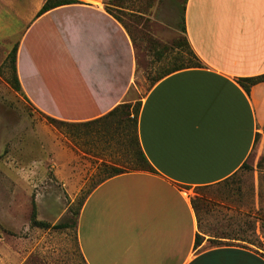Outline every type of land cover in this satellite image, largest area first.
<instances>
[{
  "label": "crops",
  "instance_id": "0c3cea01",
  "mask_svg": "<svg viewBox=\"0 0 264 264\" xmlns=\"http://www.w3.org/2000/svg\"><path fill=\"white\" fill-rule=\"evenodd\" d=\"M46 1L0 0V23L21 26L0 42L18 45L28 103L84 123L130 102L137 44L108 0L39 16ZM184 26L202 66L161 78L141 99L138 135L154 171L115 176L88 196L78 225L87 264H264V254L237 243L206 247L240 239L204 234L194 204L196 188L242 170L264 127V82L247 91L240 81L264 75V0H185Z\"/></svg>",
  "mask_w": 264,
  "mask_h": 264
},
{
  "label": "rangeland",
  "instance_id": "374dc122",
  "mask_svg": "<svg viewBox=\"0 0 264 264\" xmlns=\"http://www.w3.org/2000/svg\"><path fill=\"white\" fill-rule=\"evenodd\" d=\"M185 0L106 2L131 30L138 49L133 106L154 80L195 59L183 31ZM0 35H15L14 18ZM14 40L0 42V264H87L75 230L54 228L72 221L80 204L109 173L128 168L132 158L128 131L119 134L81 126L54 125L12 85L6 61ZM248 161L235 177L196 188L204 234L236 236L241 246L264 254V127ZM37 220L49 228L32 225ZM216 244L208 243L206 247Z\"/></svg>",
  "mask_w": 264,
  "mask_h": 264
},
{
  "label": "trees",
  "instance_id": "16d2710c",
  "mask_svg": "<svg viewBox=\"0 0 264 264\" xmlns=\"http://www.w3.org/2000/svg\"><path fill=\"white\" fill-rule=\"evenodd\" d=\"M126 0H108V2H119L123 3ZM107 2V1H106ZM79 3L78 0H47L43 7L41 8L39 12V16L60 6H65V5H71V4H76ZM106 10L113 16L119 19V17L114 14V11L110 8L108 4H105ZM183 31L186 33L185 26H183ZM187 44L189 47H191L188 39H187ZM17 52H18V45H15L11 52L8 54L6 61H10L12 63V85L15 88L16 91L20 92L23 94L22 87L20 84V80L18 78L17 74ZM191 52H194L192 47H191ZM193 57L195 61L192 64H189L188 66H182L177 69L173 70H168L163 72L160 76H158L152 85H154L158 80L161 78L175 72L178 70H184V69H189V68H196V67H201L202 62L198 58V56L193 53ZM243 87L249 91L250 87L253 85H256L258 83L264 82V75L258 76V77H253V78H246V79H240ZM141 102H137L136 105L124 103L119 106H117L114 110H112L110 113L107 115L95 119L93 121L89 122H84V123H70V122H65V121H60L57 119H53L51 117H48V120L50 123L54 125H59L61 127H67V126H81L85 127L87 129H91L92 131L97 130V131H105L106 133L109 132H114L116 134H119L121 131H125V129L128 131L129 135V142L131 144V153L130 157L132 158V163L129 165L130 167L125 168V167H118V166H110L108 170V175L98 183L97 186H99L101 183L104 181L113 178L118 175H122L125 173H130V172H139V171H144V172H152L154 171L153 167L151 166L149 160L147 159L146 155L144 154V151L141 147L140 140H139V135H138V119L140 115V110H141ZM248 163H245L242 167V169L246 168ZM237 175V174H236ZM236 175L232 176L231 178L235 177ZM231 178L227 179L225 182H228ZM205 188V187H202ZM91 194V193H90ZM87 200V199H86ZM84 200L81 204L80 207L77 211L74 213V218L72 221L68 222H62L58 225H55L54 228L64 230V229H74L75 234H76V239L78 240V225H79V217L81 214V210L86 202ZM198 198H195L194 204L196 208V212L198 215V218L201 221V218L199 217V207L197 205ZM32 225L39 227V228H49L50 224L47 222L43 221H38L37 220V208L34 203L33 206V213H32ZM220 238V237H216ZM204 241V237L201 234H198L196 237V248L199 247ZM79 243V241H78ZM210 243L216 244L215 246H220L223 245L224 242L219 241L218 239H211Z\"/></svg>",
  "mask_w": 264,
  "mask_h": 264
}]
</instances>
